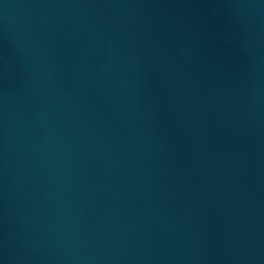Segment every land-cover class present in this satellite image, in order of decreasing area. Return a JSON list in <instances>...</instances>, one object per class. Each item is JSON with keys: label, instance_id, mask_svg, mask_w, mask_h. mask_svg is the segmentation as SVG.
<instances>
[{"label": "water", "instance_id": "water-1", "mask_svg": "<svg viewBox=\"0 0 264 264\" xmlns=\"http://www.w3.org/2000/svg\"><path fill=\"white\" fill-rule=\"evenodd\" d=\"M0 264H264V0H0Z\"/></svg>", "mask_w": 264, "mask_h": 264}]
</instances>
